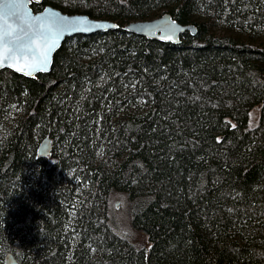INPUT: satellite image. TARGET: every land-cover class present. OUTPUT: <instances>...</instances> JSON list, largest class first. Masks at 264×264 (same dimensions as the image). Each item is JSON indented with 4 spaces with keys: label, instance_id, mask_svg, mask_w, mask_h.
<instances>
[{
    "label": "trees",
    "instance_id": "16d2710c",
    "mask_svg": "<svg viewBox=\"0 0 264 264\" xmlns=\"http://www.w3.org/2000/svg\"><path fill=\"white\" fill-rule=\"evenodd\" d=\"M47 5L119 28L66 39L33 79L0 70V264H264V0ZM165 12L197 33L122 28ZM115 194L148 248L111 228Z\"/></svg>",
    "mask_w": 264,
    "mask_h": 264
},
{
    "label": "water",
    "instance_id": "95a60500",
    "mask_svg": "<svg viewBox=\"0 0 264 264\" xmlns=\"http://www.w3.org/2000/svg\"><path fill=\"white\" fill-rule=\"evenodd\" d=\"M43 0H0V11H5L3 8L6 4L17 3L20 7L10 9L8 11H15L16 19H9V23L13 27H23L30 36L35 40L32 44L33 51L29 50L20 54V63L13 64L9 67L8 63L0 65V70H10L17 75L33 79L38 74H47L50 72L54 56L56 52L64 44L65 40L75 35H91L100 32H107L116 30L119 25L115 21L108 19L91 18L86 14H67L61 12L59 9L52 6H45L41 11L34 12L31 5L41 4ZM36 17L41 19L37 20ZM22 18V19H21ZM79 20H86L87 23L81 25L73 23ZM29 26H31L29 28ZM85 28L87 31H78L76 29ZM123 30L130 34L143 37L147 40L157 41L161 43H169L171 45H178L181 43L182 36L187 32L194 36L197 29L192 24L183 25L175 21L172 16L165 12L157 17L130 21L122 26ZM52 44L48 51V62L44 65L45 70L27 68L24 71H17V67H22L26 62L31 63L34 59H39L40 51L47 43ZM39 45V47H37ZM53 149L52 139L45 136L38 144L36 155L37 158H47ZM4 264H19L12 254H7L4 258Z\"/></svg>",
    "mask_w": 264,
    "mask_h": 264
},
{
    "label": "snow or ice",
    "instance_id": "6c2138e0",
    "mask_svg": "<svg viewBox=\"0 0 264 264\" xmlns=\"http://www.w3.org/2000/svg\"><path fill=\"white\" fill-rule=\"evenodd\" d=\"M20 7L17 3L6 4L3 6L5 11H0V65L8 63V66L11 67L13 64L20 63V54L26 51L32 50L33 55H35V50L32 49V44L35 43V40L32 36L25 31L23 27H13L9 23V19H16L17 14L15 11H8L10 9H15ZM22 19V18H21ZM37 20L41 19L36 17ZM73 23H79L81 25L87 23L86 20H79ZM31 26H29L30 28ZM78 31H87L88 29L80 28L76 29ZM47 43L45 47L40 51L39 59H34L31 63H25L22 67H17V71H24L25 68L29 70L40 69L45 70L44 65L48 62V51L51 48L52 44ZM39 47V45H37Z\"/></svg>",
    "mask_w": 264,
    "mask_h": 264
},
{
    "label": "rangeland",
    "instance_id": "374dc122",
    "mask_svg": "<svg viewBox=\"0 0 264 264\" xmlns=\"http://www.w3.org/2000/svg\"><path fill=\"white\" fill-rule=\"evenodd\" d=\"M216 29V28H215ZM217 32H222V29H216ZM260 44L264 45V40L259 41ZM254 117L251 118V122L256 124L258 121L259 107H257L254 111ZM257 119V120H256ZM133 206L126 198L124 194H115L109 201V224L113 231L133 243L138 247L148 248L149 242L147 237L136 231L131 226V217L130 214L132 212Z\"/></svg>",
    "mask_w": 264,
    "mask_h": 264
}]
</instances>
